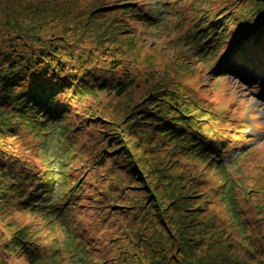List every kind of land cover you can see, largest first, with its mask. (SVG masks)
Returning a JSON list of instances; mask_svg holds the SVG:
<instances>
[{"label": "rangeland", "instance_id": "obj_1", "mask_svg": "<svg viewBox=\"0 0 264 264\" xmlns=\"http://www.w3.org/2000/svg\"><path fill=\"white\" fill-rule=\"evenodd\" d=\"M133 1L136 2L132 11L127 13V19L138 32L134 38L120 24L111 21L117 15L116 8L105 14V9L102 8L104 0H0V48L4 50L2 45L9 46L13 43L12 38L6 34L15 31L11 25L19 23L21 19L22 9L17 11L14 5L33 4L45 6L49 16L62 18V22L66 21L71 30L83 27L84 32L100 38L126 56V59L134 60L131 66L132 74L138 76L137 94L144 87V90L152 87L160 75L169 79L187 78L182 85L186 92L195 95L198 105L203 109L217 111L221 115L220 121L222 117H226L223 122L213 123L217 128L213 126L216 132L224 130L218 132V138L212 139V136L204 133L205 140L212 139L210 144L215 148L207 145L203 149H219L218 155L221 158L208 157L204 163L201 160L198 171L204 172L208 177L207 186L218 187L232 183L234 188L229 192L228 186L216 187L219 191L212 197L203 188L195 194L189 192L183 177L180 178L181 170L172 166L177 163H170L161 152L159 140L151 134L152 128L147 124H140L141 121L132 124L134 118L140 117V113L135 112V103L129 99L120 101L105 97V112L101 111L99 125L91 124L77 133L64 132L71 142L68 148V141L59 140L57 123L64 121L63 118H58L48 128L35 127L37 133L33 135L26 136V129H22L23 135L13 145L16 149H9V152L27 161L24 167L27 168L29 180H34L43 171L51 174L49 170H58L57 165L60 164L59 167L66 171L71 182L80 176L79 173L86 165L88 177L93 175L91 179H85L92 183L90 191L86 193H95L96 186L100 183L98 194L103 203L100 213L111 214L108 222L111 223L112 241L101 250L102 259L111 257L105 264H140V260L147 264H264L260 256L256 260L248 252V259L236 249L239 236L248 234L247 240L253 241V233L246 220L255 221L264 209L257 204V197L245 195L251 187H264V84H256L257 74L249 75L247 71L239 74L228 71L224 76L213 77L217 73L216 63H202L203 59L193 49L189 38L191 27L215 0ZM220 4L219 0L218 5ZM158 15L163 17L162 20L159 21ZM82 17L83 21H78ZM255 50L259 56L264 52L262 48ZM181 56L190 58L193 63L192 67L185 66L187 71H178L183 67ZM174 62L176 65L179 63V67ZM259 68L261 70V66ZM202 82L207 85V90L203 93L198 89V83ZM82 109L78 108L81 114ZM73 121L75 119L67 120L71 124ZM104 128L107 131L103 133ZM108 138L120 139L126 149H130L136 158L140 157L139 163L147 174L143 177L145 174L140 170L138 175L150 184L152 192L145 191L146 188H138V180L128 178L127 172L118 169L109 159L102 165ZM196 147L189 148L191 156L189 159L185 158L186 162H199V158L191 154ZM114 157L115 155L112 159ZM136 162L135 159V164ZM218 162L227 165L229 176L219 168ZM213 164L218 168L213 169ZM148 165L158 171L165 168V175L174 177L175 186L186 185L185 189H180L184 195L181 197L184 202L182 206L173 202L176 194H170L168 191L172 189L166 190L159 185L160 174L152 172V169L148 170ZM220 173H223L222 176ZM254 177L256 178L253 180ZM38 189L37 197L40 196ZM56 191L57 186L54 184L50 193L55 195ZM230 195L234 199L231 200ZM259 195L261 194H256ZM5 197L10 200L11 196ZM51 199L48 198L47 201ZM252 204L257 206L251 207ZM39 208L43 213L47 211L43 207ZM121 209L126 211H120ZM87 212L86 208L71 210L64 217L65 221L61 226H58L59 218L52 214H33L14 205L7 207L0 213V239L9 238L13 231L8 230L9 226H13L15 230L25 227L44 248H39L40 253L35 259L5 254H0V258L6 259V264H89L87 259L90 254L82 255L84 250L88 251V243L83 238L86 237L83 229L87 224L83 214Z\"/></svg>", "mask_w": 264, "mask_h": 264}, {"label": "trees", "instance_id": "obj_2", "mask_svg": "<svg viewBox=\"0 0 264 264\" xmlns=\"http://www.w3.org/2000/svg\"><path fill=\"white\" fill-rule=\"evenodd\" d=\"M104 1L102 8L105 9V14L116 8L117 15L111 21L120 24V27L134 38L138 32L129 23L127 13L132 11L131 8L136 1ZM220 1L221 4L218 5L219 0H215L208 11L202 13L191 27L189 38L193 49L200 55L199 58L203 59L202 63L207 64L211 61L216 63L217 73L213 77L224 76L228 71L238 74L247 71L249 75L257 74L256 84H264V52L259 56L255 50L262 48L264 51V0ZM14 6L17 11L22 9L21 19L19 23L10 24L15 31L6 34L12 38L13 43L9 46L2 45L4 50L0 48V213L14 205L20 210L27 209L33 214H52L55 218H59L57 225L61 226L68 212L77 208H86L88 212H92L83 214L87 220L83 229L86 237L83 238L86 239V244L88 243V251L84 250L82 255L90 254V258L87 259L89 264H105L111 259V257L101 258V250L112 241L111 223L108 222L111 214L100 213L103 205L98 194L100 183L96 186L95 193H86L90 191L92 183L86 182L85 179L93 177V175L88 177L86 165L79 173L80 176L71 182L66 171L59 167L60 164L57 165L59 172L57 169L49 170L51 174L43 171L34 180H29L27 168L24 167L27 161L9 152V149H16L13 145L23 135L22 129H26V136L33 135L37 133L35 127L48 128L54 119L63 118L64 121L57 123L56 129L60 141L69 140L65 131L77 133L78 130L91 124L99 125L98 118L102 117L101 111L105 112V104H103L105 97L120 101L129 99L135 103L133 108L136 113H140V117L134 118L132 124L141 121L140 124H147L152 128L151 134L159 140L161 152L166 155L170 163H177L172 166L181 170L180 178L183 177L189 192L195 194L203 188L212 197L219 191L217 188L225 185L207 186L208 177L204 172L200 173L198 168L208 157L216 156L219 159V149L203 148L207 145L215 148L210 141L214 137L218 138V132L224 130L219 129L216 132L213 123L223 122L226 117H222L220 121L221 115L217 111L199 106L195 95L186 92L182 85L183 80L187 78L169 79L160 75L152 87L146 90L144 87L141 93L137 94L138 76L132 74L131 66L134 60L126 59V56L118 53L100 38L84 32L83 27L71 30L70 26L66 25V21L62 22V18L49 16L45 6L23 3H16ZM119 6L123 7L119 8ZM168 12L170 11H166ZM158 16L159 21L162 20L163 17ZM83 19L84 17L79 18L78 21ZM148 23L151 25V20ZM229 49L231 54L226 57ZM180 58L183 67L178 71H187L186 65L193 66L190 58L183 56ZM174 64L179 65V63L176 65V62ZM198 84L200 92L207 90L205 83ZM89 98H91L89 102L84 104L83 101ZM78 108H83L82 114ZM72 119H75L73 124L67 122ZM105 131L107 130L104 128L103 133ZM204 133L213 138L205 140ZM221 138L223 139L222 136ZM109 140L106 143V153L101 160L102 165L109 159L118 169L127 172L128 178L138 180L136 181L138 188H146L145 191L152 192L150 184L138 175L140 170L145 174L143 177L147 174L139 163L140 157L136 158L130 149L122 145L120 139ZM67 144V148L71 146L70 141ZM195 145L197 147L191 154L197 156L199 162H186L191 156L188 153L189 148L194 149ZM113 155H115L114 159H112ZM218 163L223 173L228 175L227 165ZM216 168L213 164V169ZM147 169L160 174L159 185L166 190L172 189L168 192L176 194L173 202L182 206L184 202L181 197L184 195L180 189H185L186 185L175 186L174 177L165 175V168L158 171L157 168L148 165ZM55 173L58 175L55 176ZM223 173H220L221 176ZM81 178L82 181H79ZM54 184L57 186L55 195L50 193ZM225 186H228L229 192L234 188L232 183ZM247 186L251 187L249 183ZM37 188L40 195L38 197ZM256 194L261 195L256 196ZM6 195L11 196L10 200L5 197ZM245 195L257 197V204L260 208H264V187L254 189L251 187ZM48 198L52 199L47 201ZM230 199L234 198L230 195ZM256 206L251 205V207ZM39 207L47 211L43 213ZM120 211L125 212L126 209ZM246 222L250 232L253 233V241L247 240L248 234L243 235L244 237L239 236L240 241H236V249L240 254L243 252L248 259L252 254L256 260L260 256L264 261V209L255 221L247 219ZM24 228L15 230L13 226H9L8 230L13 231L7 240L0 239V254L26 256L28 259L38 257L39 248L44 247L31 231ZM6 262V259L0 258V264ZM140 264L147 263L140 260Z\"/></svg>", "mask_w": 264, "mask_h": 264}, {"label": "snow or ice", "instance_id": "obj_3", "mask_svg": "<svg viewBox=\"0 0 264 264\" xmlns=\"http://www.w3.org/2000/svg\"><path fill=\"white\" fill-rule=\"evenodd\" d=\"M230 54H231V49H229L228 52H226V57H227L228 55H230Z\"/></svg>", "mask_w": 264, "mask_h": 264}]
</instances>
